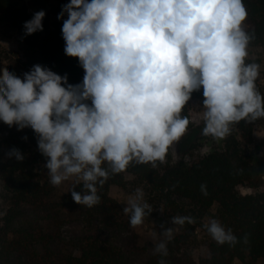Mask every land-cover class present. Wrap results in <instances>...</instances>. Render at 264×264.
Instances as JSON below:
<instances>
[{
    "label": "trees",
    "instance_id": "16d2710c",
    "mask_svg": "<svg viewBox=\"0 0 264 264\" xmlns=\"http://www.w3.org/2000/svg\"><path fill=\"white\" fill-rule=\"evenodd\" d=\"M67 1L56 0L64 18L50 26V13L32 12L28 0H0V37L22 44L16 59L0 47V63L7 62L0 70V264H130L121 249L92 234L54 248L57 237L49 229L64 209L89 225H125L114 186L139 194L134 213L149 218L160 211L162 232L179 231L148 264H190L181 253L199 232L208 249L200 264H258L264 259V136L255 133L264 126L258 115L264 92L246 50L264 49V0H177L161 12L198 41L188 63L192 77L151 42L116 34L107 39L109 63L88 76V49L99 25L139 9L135 0H86L71 15ZM213 2L227 3L214 30L208 26ZM252 97L254 110L246 108ZM194 99L224 102L235 114L224 119L222 148L175 161L171 145L157 148L136 119L156 128L170 117L182 133L194 131ZM153 106L168 115H152ZM73 109L95 121L93 129ZM57 145L78 149L89 175L54 201ZM241 187L256 191L243 194ZM210 217L218 230L208 225Z\"/></svg>",
    "mask_w": 264,
    "mask_h": 264
},
{
    "label": "rangeland",
    "instance_id": "374dc122",
    "mask_svg": "<svg viewBox=\"0 0 264 264\" xmlns=\"http://www.w3.org/2000/svg\"><path fill=\"white\" fill-rule=\"evenodd\" d=\"M176 1L135 0L139 9L137 15L101 23L89 45V67L86 74L89 76L109 63L107 54L110 47L107 39L109 35L116 34L120 38L136 37L151 42L152 47L156 48L164 59L175 62L186 76L192 77L188 63L191 51L198 43L197 39L191 31H182L177 28V24L172 19L166 21L161 18V12L165 11L171 3L177 4ZM180 1L186 4L190 0ZM28 2L32 12L44 10L50 13V26L55 21L64 18L62 14L57 12L58 4L56 0H51L48 4H38L35 0H28ZM67 3L71 11L70 14L76 15L84 7L86 0H68ZM226 8V2H213L211 4L208 23L210 29L214 30L218 22L224 19ZM235 20L242 21L243 16L238 14L235 16ZM173 29L177 31V35L173 34ZM171 41L175 44L173 45ZM0 47L12 59H16L21 55L22 44L15 36L0 37ZM246 56L250 59L252 70L264 92V49L249 48L246 50ZM5 67H7V62L0 63L1 71ZM246 108L251 110L256 108L254 97L249 99ZM72 113L77 115L90 129L95 126V121L89 119L84 113H77V109H73ZM151 114L168 115L154 106L151 108ZM234 114L233 107L224 102L194 99L191 105L194 131L182 133L176 128L170 117L167 118L166 123L154 128L142 116H139L136 119V125L139 129H148L152 132V144H155L157 148L158 146L162 147L170 144L175 161L181 159L197 160L200 156L209 154L216 148L223 147L227 136L224 119H228ZM258 115L264 116V109L260 110ZM255 135L258 139L264 136L263 125L258 126ZM52 169L55 175L54 201H59L67 196L76 185L85 181L89 175L79 150L70 149L63 145H57L54 148ZM128 178L131 179L132 176H128ZM1 189L2 182L0 181ZM255 191V189L249 187H241L243 194H250ZM111 196L119 203V219L124 220L125 225L119 228L107 227L102 224L89 225L80 214L64 209L49 221L50 233L57 237L53 247L63 249L77 243L80 238L92 234L121 249L129 258L130 264H148L151 255L179 231L174 228L168 232H162L164 216L160 211L156 216L149 218L134 213V206L140 200L139 194L114 186L111 189ZM213 212H216V207ZM2 215L3 205L0 201V217ZM130 216H133L131 222H129ZM207 223L216 230L220 227V224L213 217H210ZM181 254L186 261L190 260V264H200L201 260L208 256L204 233L199 232L190 248ZM236 264L242 263L236 262ZM258 264H264V259L260 260Z\"/></svg>",
    "mask_w": 264,
    "mask_h": 264
}]
</instances>
